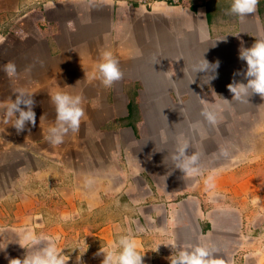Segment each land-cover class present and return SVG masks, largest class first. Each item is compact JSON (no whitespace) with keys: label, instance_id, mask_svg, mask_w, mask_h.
I'll return each mask as SVG.
<instances>
[{"label":"crops","instance_id":"crops-1","mask_svg":"<svg viewBox=\"0 0 264 264\" xmlns=\"http://www.w3.org/2000/svg\"><path fill=\"white\" fill-rule=\"evenodd\" d=\"M259 3L255 13L240 18L228 13L231 0L202 4L194 0L150 10L115 0H0V105H4L0 106V130L11 126L2 114L9 98L16 99L17 90L33 95L36 114L35 126L26 124L28 132L21 143L31 147L21 157L26 170L15 175L16 182L0 189L8 188L0 194V246L20 247L23 259L42 246L19 245V230L30 228L38 236L55 240L63 253L69 250L67 264H102L99 250L129 235L132 226H138L137 218L124 216V220L99 224L87 219L103 211L111 196L123 193L137 205L140 223L148 222L167 236L159 241L147 233L131 235L143 264H160L178 250L197 244L214 247L219 258L233 259L248 237L241 236L243 211L227 195L231 191L239 200L261 190L256 184L243 188L237 171L228 172L227 162L237 159L228 157V143L219 142L224 150L212 168L220 172L211 186L205 183L211 168L201 166L206 161L202 153L199 173L186 176L164 152L160 157L158 153L147 156L141 151L133 154L132 149L143 145L145 138L138 134L146 113L158 107L176 108L182 119L178 126L184 132L195 122L187 116L189 102L183 99L202 98L208 107L214 105L222 112L226 99L233 98L227 86L234 80L244 83V76L236 75L246 70V62L239 59L241 42L248 48L255 39L264 38V0ZM104 51L112 52L124 73L110 88L95 78ZM204 59L210 65L219 61L215 73L195 70L203 67ZM10 61L17 69L13 77L3 70ZM210 75L215 78L207 83ZM58 91L79 95L86 114L79 130L64 137L60 149L47 139L56 119L50 97ZM12 129L17 136L11 141L16 144L13 148L20 147L19 134ZM37 131L43 132L41 136ZM187 135L173 138L172 146L193 143L186 152L189 155L210 141L199 137L190 142ZM19 157H11V162ZM169 165L181 180L174 189H165L157 180L168 175ZM17 182L26 185L24 190L19 191L24 186ZM54 185L57 197L51 192ZM183 192L188 193L186 199L170 202Z\"/></svg>","mask_w":264,"mask_h":264},{"label":"rangeland","instance_id":"rangeland-1","mask_svg":"<svg viewBox=\"0 0 264 264\" xmlns=\"http://www.w3.org/2000/svg\"><path fill=\"white\" fill-rule=\"evenodd\" d=\"M246 82L247 81L244 78V83ZM176 100L180 101L181 99ZM183 100L185 102H189L186 104L188 107L186 114L190 118V121L195 122L194 126L191 127L192 129L190 128L186 132H184L183 129H180L181 126L178 125L181 124L182 119L179 120L176 108H174L175 110H171L169 107L162 109H160L161 107H158L156 110H153V112L146 113V122L141 127V134H138L139 138L142 137V140H144V138L145 140L143 141V145L141 147L133 146L132 152L133 154L142 152L145 155L148 153H153L154 155L159 154V157L164 152V156L168 155V158L171 159L178 147V145L172 146V141H174L173 138H176L178 135L184 133L188 134L187 139H189L190 142H193L194 139L199 137L206 138L207 141H210L204 146L197 147L196 153H202L201 157L205 155L204 158L206 161L201 162V166H203V164H206L207 167L209 166L211 171L209 169L208 173H210V176L214 179L216 175H219L220 171H215L212 168L219 164V159L217 158L220 154H223L224 150L219 142H227L228 157L230 158L231 156H235V158H237L227 162L228 172L234 173L237 171V177L239 178V182L243 183V188H249L256 184V187L261 191L257 190V192H259L255 193L251 198L244 196L246 197L244 199L242 196L239 200L234 197L232 193H230L231 191H229L227 200L229 202H232L233 200V202L237 204H234V207L243 211L244 232L241 236L248 238L245 240L243 249L238 250L233 259H221L224 260L225 264H264V99H261V97L257 95H255V97L250 96L246 102L235 98H227L226 100L228 101H226L223 105L224 107L222 108V112H218V122L215 125L208 123L202 115L201 109L202 107L216 109L214 105L212 107H208L209 105L204 103L202 98H186ZM213 101L215 100L213 99ZM153 107L155 106H152V108ZM148 108L149 110L151 109L150 106H148ZM183 111L184 110L182 109L181 111L180 108L179 112L182 113ZM2 117L4 120L6 115L3 113ZM196 125L199 127L206 126V128H202L203 131L197 128L195 131ZM12 128L14 127L11 125L7 129L4 128L0 130V189L10 185L11 181L14 183L17 178L15 175L17 176V174H23L25 172L26 165L21 166L23 162L21 157L24 156V150L27 149V151H29V148H31L21 144L23 142V136L28 131L19 133L20 147L18 146L13 148L16 144L11 143V141L12 139H15V137L17 138V136L13 134L15 133V130ZM133 131L135 132V128ZM40 132L41 133L37 131L36 133H39V135H37L38 137L43 133L42 131ZM162 140L163 144H161ZM193 145V143L192 145H189V148ZM48 147L54 149L52 146ZM18 148L20 152L17 151ZM55 148L60 149V146L56 145ZM186 152H188V150ZM17 154L20 155L19 158H21V160L11 162V157L16 156ZM51 156L58 159V156L55 154ZM210 156L212 157L210 158ZM56 164L57 163H55V167H57ZM18 165H20V167H18ZM157 166L159 167V165ZM168 168H170V170H168V175L166 177L159 176L157 180L159 185L164 186L165 189L166 187L174 189L177 184H179V181L181 182V180L176 178L175 175L177 174H174V171H171V165H169ZM154 170H152L153 173L156 172ZM179 171L181 170L179 169L178 172ZM19 184V182L15 183V185ZM20 186L24 187H22L19 191L24 190L26 187V185L21 184ZM55 187L56 186L54 185V189L52 188L51 192L54 197H57ZM6 191H8V188H6L3 192H0V194ZM187 195L188 193L185 194L183 192V195H179L177 199L170 202L176 203L182 201L187 198ZM129 198V196H126V194L123 193L111 196L106 202L105 209L103 211H97L98 213H95L96 215L87 220L91 221L93 224H99L105 221H112L116 218L124 220V216L131 219L137 218L135 222L138 226L135 228L132 226V232H127V234L140 236L146 235L147 233L148 237H154L153 239H157L159 241L162 237H167L166 234L163 233L162 235L160 231L157 232L155 227L152 228V226L148 225V222L146 223L141 221L143 225H140V215L139 210L136 208L137 205H133V201L129 200ZM207 209L209 210V208ZM94 228H98L97 225H94ZM139 229L146 230V232L140 231ZM12 248L13 247L3 249L2 246H0V264H9V260L12 258L22 259L20 256V253L22 252L21 248L18 246L16 248ZM158 253L161 254L162 250L160 251L159 249ZM69 254L70 251L68 250V253H66L65 256L68 257ZM160 264H170V258L163 260V262L160 261Z\"/></svg>","mask_w":264,"mask_h":264},{"label":"clouds","instance_id":"clouds-1","mask_svg":"<svg viewBox=\"0 0 264 264\" xmlns=\"http://www.w3.org/2000/svg\"><path fill=\"white\" fill-rule=\"evenodd\" d=\"M259 0H231L228 13L240 18H244L256 12ZM239 59L246 62V70L238 72L236 75H243L246 83L236 82L235 80L227 87L237 100L247 101L253 94H258L264 99V38L255 39L251 47H241L239 49ZM219 67V61L210 65L204 59L203 67H198V71H211ZM3 70L9 77L17 73L14 62H8ZM211 79L215 75H210ZM124 77V73L119 66V61L113 56L111 51H104L100 62L96 65L95 78L99 79L105 88L112 87ZM16 99L9 98L6 104V122L11 121V125L16 129L17 134L25 131L26 124L32 126L36 124V114L33 111L35 101L33 95L24 91L17 90ZM55 106V123L48 130V142L54 146L63 143L64 137L69 132L79 130L80 124L85 117L82 107V98L79 95H72L67 92L58 91L50 97ZM225 100V99H224ZM228 101V100H226ZM4 106V105H0ZM23 106V107H22ZM26 109V110H25ZM218 109H208L202 115L208 123L215 125L218 122ZM18 114V115H17ZM44 116L41 117V119ZM189 145L185 142L179 145L172 160L177 169H180L186 176L198 174L199 153L186 154ZM226 154V153H225ZM213 177L205 181L206 185L211 186ZM58 239V238H57ZM47 240V243L43 241ZM19 245L22 248L40 246L31 254L25 255L23 259L13 258L9 264H67L63 249H59L55 240L38 236L32 229L25 228L19 230ZM216 249L207 245H190L177 251L176 255L170 259V264H225L224 260L216 256ZM97 255H102V264H143V255L137 250V244L131 235H121L115 242L107 247L100 249Z\"/></svg>","mask_w":264,"mask_h":264},{"label":"built area","instance_id":"built-area-1","mask_svg":"<svg viewBox=\"0 0 264 264\" xmlns=\"http://www.w3.org/2000/svg\"><path fill=\"white\" fill-rule=\"evenodd\" d=\"M117 3H126L131 6H137L144 9H153L156 5H165L170 7L183 6L186 3L192 2L194 0H115ZM202 2H208V0H200Z\"/></svg>","mask_w":264,"mask_h":264}]
</instances>
